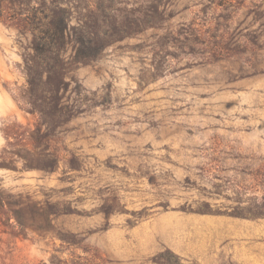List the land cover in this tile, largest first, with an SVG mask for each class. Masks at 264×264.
<instances>
[{
    "label": "rangeland",
    "instance_id": "rangeland-1",
    "mask_svg": "<svg viewBox=\"0 0 264 264\" xmlns=\"http://www.w3.org/2000/svg\"><path fill=\"white\" fill-rule=\"evenodd\" d=\"M18 1L0 0V264H264V0ZM60 8L122 37L71 62L73 117L20 153L54 168H25L2 128L31 147L30 31L3 19L37 33Z\"/></svg>",
    "mask_w": 264,
    "mask_h": 264
},
{
    "label": "trees",
    "instance_id": "trees-1",
    "mask_svg": "<svg viewBox=\"0 0 264 264\" xmlns=\"http://www.w3.org/2000/svg\"><path fill=\"white\" fill-rule=\"evenodd\" d=\"M26 0L18 1L21 6ZM22 10V9H21ZM68 11L60 8L55 15L43 22V29L33 32L28 28L27 22L21 17L3 19L10 26L25 32L30 31L31 53L24 57L23 72L26 75V89L24 98L28 104V111L36 116L33 132H30V143L23 137L25 127L17 131L12 126L4 125L3 134L13 141L9 143V153L12 162L23 160L25 168L53 169V158L27 157L20 154L25 152L36 154V150L48 143V137L53 135L55 129L74 115L75 107L67 99L69 83L66 76L70 70L71 62H85L96 58L112 40H118L122 34H112L107 31L94 30L86 18V14L79 12L81 20L79 25L70 24ZM94 24L95 19H91ZM119 37V38H118ZM69 45L73 53L69 61L65 56ZM21 148H17V147ZM16 147V148H15ZM1 198V197H0ZM0 199V205H1Z\"/></svg>",
    "mask_w": 264,
    "mask_h": 264
}]
</instances>
